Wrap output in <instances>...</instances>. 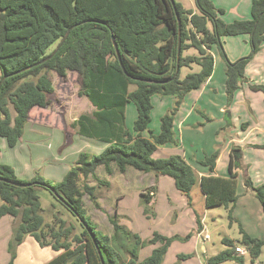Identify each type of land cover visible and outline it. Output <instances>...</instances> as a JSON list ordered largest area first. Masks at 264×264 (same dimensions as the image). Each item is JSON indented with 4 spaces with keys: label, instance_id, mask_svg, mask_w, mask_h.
<instances>
[{
    "label": "trees",
    "instance_id": "1",
    "mask_svg": "<svg viewBox=\"0 0 264 264\" xmlns=\"http://www.w3.org/2000/svg\"><path fill=\"white\" fill-rule=\"evenodd\" d=\"M174 2L176 10L171 0H0V81L6 76L0 88V153L3 139L10 147L22 139L34 108L46 109L55 103L52 73L61 78H66L70 72L78 75L79 95L85 97L94 110L80 115L71 128L81 137L106 145L97 155L80 153L75 166L60 182L47 180L40 173L29 181L21 180L11 166L0 162V178L31 184L19 188L0 181V220L9 217L17 221L9 245V264H15L16 250L28 236L41 248H51L58 253L45 264H103L90 232L77 216L94 236L104 264H162L172 239L154 233L149 243L160 246L140 261L138 252L146 243L120 225L116 217L111 219L112 236L98 230L86 210L84 197L88 196L99 206L97 186L89 185L87 180L92 178L102 186H109V182L97 176L101 167L110 175L115 167L122 174L133 168L156 177H170L176 190L184 194L189 203L195 185L200 183L206 207L223 206L230 221H236L233 213L239 199V174L232 156L227 177L214 175L218 151L198 161L209 172L201 178L183 155L162 159L153 156L160 147L179 146L176 114L185 97L201 89L212 77L213 48L219 49L227 64L225 85L229 101L240 86L248 82L245 72L251 56L231 62L224 50L223 38L248 35L253 53L261 50L264 0L252 1L249 19L231 23L222 19L225 11L216 8L211 0H196L197 13L184 9L177 0ZM179 21L180 72L175 76ZM70 28L73 29L61 49L50 60L36 66L56 50ZM191 48L196 49L198 55L184 56ZM192 65L199 66L200 72L190 73L181 80V69L192 68ZM132 86L135 90L130 91ZM250 88L264 92V86L250 85ZM155 96L175 99L173 109L161 118L157 134L150 129ZM130 103L137 110L132 131L126 125ZM245 185L255 193L264 211V185L255 187L250 179ZM40 188L48 190L75 221L68 224L55 214L54 222L46 223ZM155 192L156 187H153L151 192L141 194L146 215L151 213L149 205ZM241 234L240 242L252 258L259 257L264 240L252 237L243 228ZM225 244L229 248L209 258L206 264L227 261L244 264V256L238 255L233 241L226 240Z\"/></svg>",
    "mask_w": 264,
    "mask_h": 264
},
{
    "label": "rangeland",
    "instance_id": "2",
    "mask_svg": "<svg viewBox=\"0 0 264 264\" xmlns=\"http://www.w3.org/2000/svg\"><path fill=\"white\" fill-rule=\"evenodd\" d=\"M177 1L184 4L190 2L195 4V0ZM243 2L244 0H233L235 7L241 3L244 4ZM232 12L234 14H230L231 11L229 14L235 16L236 13ZM231 45L235 48V41ZM193 54L198 55V52L191 49L186 51L185 56ZM250 56L245 72L248 82L240 86L231 101L226 93L221 69L216 65L214 86L217 88V92L212 93L211 87L193 91L185 97L176 114L175 133L180 150L177 149L178 151L173 152L174 147L172 150L169 148L173 145H167L153 156L155 159L169 158L172 155H182L187 150L189 157L193 156L203 160L206 156L218 151L217 172L220 175H227L230 161L229 152L232 151L236 170L240 173L238 193L242 196L233 213L236 221H230L228 212L223 206L206 209L203 211L204 214L201 212L204 207L199 203L202 192L199 183L195 185L192 194L196 200L194 206L196 213L205 217L206 228L203 231H199L197 227L195 222L197 214H194V211L190 209L191 203L188 198L176 190L174 180L170 177H160L157 182L158 177H155L153 173L144 174L129 168L126 173L122 174L114 167L113 174L110 175L101 167L97 170V176L99 180L109 182V186H102L92 178L87 180L89 185L97 186L96 194L99 206H95L88 196L84 197V202L86 210L98 230L112 236L114 228L111 219L116 217L120 225L131 234L138 235L142 242L146 243L139 249L140 261L146 259L153 249L160 246V244L149 243L153 234L159 233L172 239L162 264H206L209 258L229 248L225 244L226 240L233 241V248L240 247L246 250V254L242 255L244 264H264V246L260 256L252 258L248 249L240 242L242 239L241 228L252 237H264V219L262 220L264 217L258 212V206H261V203L252 190L245 193L246 197L243 195L245 189L243 184L248 179L255 187L264 185V148L260 147L264 145V92L254 91L250 88V85L264 86V46L255 54L250 47L243 58ZM214 59L216 64L224 65L226 63L222 56L220 59L218 57H214ZM198 72H200V67L197 65H192L191 69L183 67L180 79H184L190 73ZM51 76L56 89V101L49 108L33 109L29 121L30 125L34 127L33 123L37 124L41 119L42 125L46 128L51 126L50 133H43L41 137L28 134L14 148H10L6 141H3L1 145L0 162L11 166L16 176L22 180H25L30 173L33 177L40 173L47 180L60 182L75 166L80 153L87 152L97 155L105 149L103 143H96V140L81 137L76 133V130L71 128V124L80 115L91 114L94 110L89 101L79 95L78 75L70 72L66 78H61L56 73H52ZM203 86H206V83ZM133 90L135 87H130V91ZM158 99L162 100V107L158 104ZM154 100L157 105L154 112L152 111L150 129L160 131L161 113L163 116L168 114L175 105V99L155 96ZM195 103L197 110L184 126L187 127L186 130L193 131H186L185 137L179 136L176 129L178 118L181 113L187 114ZM222 105L227 109L218 113V108ZM132 112L137 119L136 107L130 103L126 125L131 131L135 121ZM45 119L49 121L45 122ZM50 121L52 122L48 123ZM193 121L197 124L191 127L190 123ZM244 124H247V129L244 128ZM145 134L148 136V131ZM231 142L234 143L231 144ZM229 147L227 154L224 150ZM239 148L240 151H238ZM197 165L199 164L197 163ZM196 175H198L197 172ZM197 177L199 178V176ZM153 187H156V192L149 205L151 213L146 215L141 194L151 192ZM39 194L46 223L52 224L55 214L58 217L62 216L68 224L75 221L73 216L66 212L63 205L48 190L40 188ZM189 215L194 219L188 217ZM5 218L8 220V227L0 226V264L10 263L9 245L17 222L13 218ZM206 235L209 236L208 239H206ZM118 246H120L119 242ZM16 252L15 264H45L56 254L51 248H41L29 236L24 239ZM223 264L238 263L227 261Z\"/></svg>",
    "mask_w": 264,
    "mask_h": 264
},
{
    "label": "crops",
    "instance_id": "3",
    "mask_svg": "<svg viewBox=\"0 0 264 264\" xmlns=\"http://www.w3.org/2000/svg\"><path fill=\"white\" fill-rule=\"evenodd\" d=\"M213 2V4L216 6V8H219V9H223L225 11L224 15H222V19L226 22V23H231L235 20H241V19H249L250 16H251V6H252V1L253 0H244V4H240L238 7H235V4H233V0H211ZM232 3H231V2ZM179 2V1H177ZM184 9L186 10H193L195 13L198 12V9H197V5H196V0H195V4L190 2L188 4H184L182 2H179ZM229 11H231L230 14H234L232 11H234L236 13L235 16H231L229 14ZM235 41V48L232 47V43ZM264 46V45H263ZM223 47H224V50L226 51L227 53V56L229 58V60L231 62H236L238 60H240L241 58H243L244 56H246L248 50H250V47H251V44H250V37L248 35H241V36H237V37H226V38H223ZM191 49H194V48H191ZM189 49V50H191ZM187 50V51H189ZM196 51V49H194ZM186 53V52H185ZM185 53H184V56H185ZM212 55L214 57H218L220 59L221 57V54H220V51L218 48H213L212 51H211ZM234 54V55H233ZM186 56H196V54L194 55H186ZM216 65H217V68H220L221 69V73H222V76H223V80L226 84V69H227V65L226 63L223 65L222 63H218L216 64L215 62V68H214V72L212 74V77L208 80V82L206 83V86H202V89L204 90L205 88L207 87H211L212 89V93L214 92H217V88L214 86V78H215V72H216ZM191 69V68H190ZM74 73V72H73ZM225 77V79H224ZM226 86V85H225ZM204 92V91H203ZM192 93V92H191ZM189 93V94H191ZM205 93V92H204ZM188 94V95H189ZM155 97H153V105H154V108H153V112L155 110V106L157 105L156 104V100H154ZM200 98V97H199ZM159 100V99H158ZM162 100H159L158 101V104L161 105L162 107ZM196 101V100H195ZM196 103L194 105H192L190 107V109L188 110V113L187 114H180L181 116V119H180V116H179V121H178V124H177V133L179 134V136H183L185 137V132L188 131V132H191L193 130H186L187 127H184L187 123V121H189V119L191 117H193L194 113L196 112ZM35 109V108H34ZM43 110V108H40ZM219 111L218 113H222L224 112V110H226V106H220L219 108ZM127 111H128V107H127V110H126V121H127ZM153 114V113H152ZM162 116L160 118L163 117V113H161ZM30 115H31V112H30ZM132 116L134 117V120H136V117L134 116V113L132 112ZM229 116H230V113H229ZM40 119V118H39ZM47 121H49L48 119H45ZM181 120V121H180ZM30 121V119H29ZM28 121V124L26 125L25 127V131L23 134L25 138L28 134H31L32 136L35 135V136H39L41 137V134H47V133H50V130H51V126H49L48 128H46L44 125H42V120L40 119L39 122L37 124H34L33 123V126L32 127L30 125V122ZM41 122V123H40ZM52 121L48 122V123H51ZM127 123V122H126ZM176 123V121H175ZM40 124V125H39ZM195 124H197L195 121H193L192 123H190L191 127H194L196 126ZM39 125V126H38ZM200 125V124H199ZM248 127V126H247ZM41 128V129H40ZM33 129V130H31ZM247 129V128H246ZM154 132L158 133L159 131H156V129H154ZM264 134V133H263ZM21 139V140H22ZM3 141H6V140H2V143ZM7 143V142H6ZM96 143H99L96 141ZM234 142H231V144H233ZM8 144V143H7ZM104 144V143H103ZM2 145V144H1ZM101 145V144H100ZM105 145V144H104ZM9 146V145H8ZM256 146V145H255ZM10 147V146H9ZM15 147V146H14ZM14 147H10V148H14ZM106 147V145H105ZM169 147V146H168ZM172 147H174V150L173 152L175 151H178L180 150V147L179 146H170L169 148L172 150ZM257 147H259V145H257ZM2 148V147H1ZM162 147H160L158 150H161ZM178 149V150H177ZM230 147L228 149H225L224 152H226L228 154V151H229ZM186 153L184 152L182 155L187 159V161L192 165V167L195 169V171L197 172L199 178L203 177V176H206L209 174L208 170L202 166H199L197 165L198 161H200L201 159L197 158V157H189L190 155L187 153V150H185ZM238 151H240V148L238 149ZM223 152V153H224ZM180 155V154H178ZM0 156H1V153H0ZM229 156H230V159H231V156H232V151L229 152ZM242 158V155L240 156ZM197 162H195V161ZM128 171V170H127ZM238 174H240L238 172ZM214 175L216 176H221V177H227L229 175V173H227V175H220L218 172H217V168L215 169V172H214ZM156 177V176H155ZM163 177V176H161ZM33 178L32 174H28L27 175V178L24 180V181H29ZM158 179H160V177L157 178V182H158ZM238 179H239V175H238ZM22 180V179H21ZM200 185V183H199ZM243 187H245L244 189V193L243 195H245V193H248L250 192V188L246 187L245 183L243 184ZM239 199H238V202L237 204L240 203V200L242 197L239 193ZM247 196V194L245 195V197ZM199 203H201V206L204 207V209L201 211L203 213V211H205L206 209H209L206 207L205 205V198H204V195L203 193L201 192V198H199ZM236 204V205H237ZM185 205V204H184ZM196 205V200L192 194V202H191V208L193 211H194V214H197L195 216V222L197 223V227L199 228V231H203L205 228H206V224H205V217L203 215V217H201V215H199L198 213H196V209H195V206ZM258 212L260 213V215H262V217H264V211H263V207L262 205L261 206H258ZM204 214V213H203ZM188 217L194 219L191 215H189ZM264 218H262L263 220ZM8 220L6 218H3L0 220V226H3V227H8L7 226V222ZM193 221V220H192ZM191 222V221H189ZM204 233V232H203ZM162 235V234H161ZM32 238V237H31ZM254 238H257V239H260V240H264V237H258V236H254ZM56 254L52 257L55 258L58 253L55 252ZM51 259V260H52Z\"/></svg>",
    "mask_w": 264,
    "mask_h": 264
},
{
    "label": "water",
    "instance_id": "4",
    "mask_svg": "<svg viewBox=\"0 0 264 264\" xmlns=\"http://www.w3.org/2000/svg\"><path fill=\"white\" fill-rule=\"evenodd\" d=\"M171 2H172L173 6H174V8H175V2H174V0H171ZM175 10H176V8H175ZM72 29H73V28H70V29L68 30L67 34H66L65 37L62 39V41L60 42V44H59V46L56 48V50H55L50 56H48L46 59H44V60H42L41 62L37 63L36 66H37V65H40V64H43V63H45L46 61L50 60V59H51V58H52V57H53V56H54V55H55V54L61 49V47L64 45V43H65L66 40L68 39V37H69V35H70ZM113 42H114V46H115V49H116L117 56H118L119 60H121V59H120V52H119V49H118V47H117V44H116L114 38H113ZM177 55H178V58H177L178 66H177V72H176L175 76H177V75L179 74V72H180V67H179V62H180V57H181V25H180V21H179V45H178V54H177ZM30 68H31V67L26 68V69H24L23 71L28 70V69H30ZM5 79H6V76H4L3 79L0 81V88H1L2 82H3ZM228 115H229V112H228ZM0 181H1V182L8 183V184L13 185V186H16V187H19V188H27V187H30V186H31V184H29V183H28V184L15 183V182H12V181H9V180H6V179H2V178H0ZM50 190L53 192V194H54L59 200L62 201V199L57 195V193H56L53 189H50ZM77 218L80 220L81 224H83V225L85 226V228L90 232V234H91V236H92V239H93V241H94V243H95V245H96V247H97V250H98V252H99V255H100V257H101L102 263L104 264V260H103V258H102V255H101V253H100V249H99L98 246H97V243H96V241H95L94 236L92 235V233H91V231L89 230L88 226L85 224L84 220L80 219V217H78V216H77Z\"/></svg>",
    "mask_w": 264,
    "mask_h": 264
},
{
    "label": "built area",
    "instance_id": "5",
    "mask_svg": "<svg viewBox=\"0 0 264 264\" xmlns=\"http://www.w3.org/2000/svg\"><path fill=\"white\" fill-rule=\"evenodd\" d=\"M209 238V236L208 235H206V239H208ZM236 252L238 253V254H241V255H244V254H246V250L245 249H242V248H240V247H236Z\"/></svg>",
    "mask_w": 264,
    "mask_h": 264
}]
</instances>
